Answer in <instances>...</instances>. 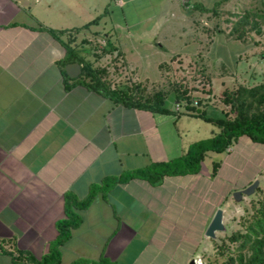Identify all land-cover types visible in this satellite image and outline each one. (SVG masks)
<instances>
[{"label":"crops","instance_id":"0c3cea01","mask_svg":"<svg viewBox=\"0 0 264 264\" xmlns=\"http://www.w3.org/2000/svg\"><path fill=\"white\" fill-rule=\"evenodd\" d=\"M161 1L156 19L145 18L150 27L120 28V20L112 19L101 26L100 19L73 33L106 12L108 3L0 0V240L39 258L57 236L66 192L83 199L105 177L178 158L204 139L198 122L204 120L187 114L182 104L171 106L170 114L114 104L78 80L66 81L59 64L64 38L86 57L89 34L100 31L96 39L116 42L132 81L146 82L172 58L156 35L169 22ZM167 1V8L175 3L184 9L181 0ZM49 29L63 32L54 36ZM176 49L179 55L182 47ZM118 50L108 56L113 59ZM220 167L213 175L203 159L198 171L164 175L153 184L143 178L115 182L80 211V225L61 247L62 263L104 257L113 264H189L229 194L218 181ZM0 264L14 263L0 250Z\"/></svg>","mask_w":264,"mask_h":264},{"label":"rangeland","instance_id":"374dc122","mask_svg":"<svg viewBox=\"0 0 264 264\" xmlns=\"http://www.w3.org/2000/svg\"><path fill=\"white\" fill-rule=\"evenodd\" d=\"M159 1L161 0H119L118 4L122 8L112 7L113 2L110 0L98 2L103 3V6L107 3L110 6L105 13L101 8L102 12L98 14L100 25H110L112 19L120 20V28L125 27L126 23V27L145 28L149 25L145 18H155ZM188 1L190 4L183 6L182 10L175 3L173 7L167 8V0L160 2L163 5L161 11L168 12L166 19L169 22L156 35L157 39L163 38L162 42L168 50H172V58L161 63L157 70L155 68L146 82L132 81L133 74L125 73L121 58L114 61L112 55L102 52L103 48L108 49L114 42L98 41L96 38L100 37V31L89 34L92 39L89 41L90 52L86 57L97 66L107 67V79L111 84L130 86L139 83L144 86V95H151L156 90L169 91L178 86L192 95L193 104L197 100L205 103L207 115L220 117L228 110L223 102L224 89L233 91L241 85L251 87L262 80L264 0H220L215 13L193 9L191 4L200 2L211 9L218 0ZM255 22L260 32L254 30ZM91 29L100 28L94 26ZM179 47H182V51H178L180 56L173 54ZM96 55L100 58H96ZM198 122L203 126L201 135L204 139L210 137L211 131L216 129L211 123ZM212 162L221 164L218 181L229 192L220 202L225 230L217 231L215 238L205 236L197 247V257L202 264H226L231 255L236 257L239 244L229 240V237L236 232L244 233L246 226L256 218L264 203V144L241 136L226 152H207L204 166L208 172ZM255 180H258V185L251 194L243 195L240 200L233 199L235 191L244 189ZM244 253L248 254L247 250Z\"/></svg>","mask_w":264,"mask_h":264},{"label":"trees","instance_id":"16d2710c","mask_svg":"<svg viewBox=\"0 0 264 264\" xmlns=\"http://www.w3.org/2000/svg\"><path fill=\"white\" fill-rule=\"evenodd\" d=\"M216 1L211 9L200 2L191 4L193 9L203 12L215 13V8L220 4ZM190 2L183 3L184 7ZM106 11V10H105ZM105 13V12H103ZM100 20V15L79 28H74L73 33L80 29L88 28ZM254 30L260 32L257 22L253 24ZM52 35L62 33V30L49 29ZM72 39L61 41L66 54L59 62L65 80L80 81L86 88L101 93L114 104L126 107L145 109L152 112L170 114L171 106L175 103H183L187 114L198 117L216 128L212 135L191 143L186 152L175 159L151 163L150 165L122 173L118 178L105 177L99 184H91L85 198L78 199L73 193L64 194V217L55 223L57 236L49 244L48 251L36 258L26 250L18 249L12 240H0V250L9 255L14 264H63L61 261V247L71 237L72 229L81 223L80 211L86 209L98 193L104 195L115 182H123L132 178H143L150 183L158 182L164 175H180L198 171L207 152L222 153L238 142L241 136H247L251 141L264 144V74L260 83L247 87L238 86L233 91L223 90V102L228 110L220 117H212L206 113V104L197 100L193 104L192 95L176 86L169 91L156 90L151 95H144V86L139 83L129 85H112L107 79V67L96 65L93 60L81 56L71 45ZM118 48L111 44L108 49L103 48V53H112ZM120 50L113 57L114 61L120 59ZM264 55V54H263ZM96 55V58H99ZM69 62L81 64V73L76 78H69L63 69ZM124 63V61H123ZM68 88L69 85L66 84ZM220 163L212 162V174L216 173ZM256 218L246 226L244 233L236 232L229 240L239 242L236 249V257L232 255L226 264H264V203L260 206ZM2 244L10 245V250ZM247 250L248 254L244 253ZM87 260L76 259L69 264H85ZM90 264H113L102 257L98 261H90Z\"/></svg>","mask_w":264,"mask_h":264},{"label":"water","instance_id":"95a60500","mask_svg":"<svg viewBox=\"0 0 264 264\" xmlns=\"http://www.w3.org/2000/svg\"><path fill=\"white\" fill-rule=\"evenodd\" d=\"M188 0H181L182 3ZM65 72L70 78H75L81 73V65L78 62H69L65 65ZM258 185V180H255L250 185L242 190H237L233 193L234 200H240L243 195L251 194ZM225 226L223 224V210L217 208L209 224L205 229V236L215 238L217 231H224ZM189 264H195L194 259H191Z\"/></svg>","mask_w":264,"mask_h":264},{"label":"built area","instance_id":"2783aa9c","mask_svg":"<svg viewBox=\"0 0 264 264\" xmlns=\"http://www.w3.org/2000/svg\"><path fill=\"white\" fill-rule=\"evenodd\" d=\"M194 103H196V102H194ZM175 106H176V109H178L180 104L176 103ZM193 259H194L195 264H202L201 259L199 257H195Z\"/></svg>","mask_w":264,"mask_h":264}]
</instances>
